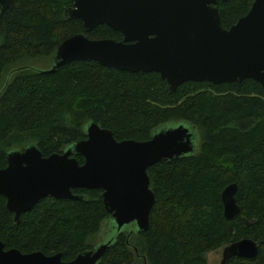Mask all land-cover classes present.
Returning a JSON list of instances; mask_svg holds the SVG:
<instances>
[{
	"label": "trees",
	"instance_id": "1",
	"mask_svg": "<svg viewBox=\"0 0 264 264\" xmlns=\"http://www.w3.org/2000/svg\"><path fill=\"white\" fill-rule=\"evenodd\" d=\"M254 0H218L221 22L230 28ZM74 0H14L0 5V168L7 153L36 142L44 156L85 139L91 121L117 140L151 138L159 126L185 122L199 133L195 154L162 159L148 168L155 203L145 231L125 230L99 264H208L207 253L242 238L259 244L256 256L225 264H264V87L246 78L213 84L186 81L171 89L156 71L130 72L93 60H74L53 72L28 65L54 57L59 44L79 33L121 40L106 24L90 31L68 19ZM80 163L84 157L77 156ZM237 183L240 212L224 214L223 189ZM85 199L51 195L24 212L19 222L0 195V240L23 253H62L72 260L95 246L110 214L102 189L73 188Z\"/></svg>",
	"mask_w": 264,
	"mask_h": 264
},
{
	"label": "water",
	"instance_id": "2",
	"mask_svg": "<svg viewBox=\"0 0 264 264\" xmlns=\"http://www.w3.org/2000/svg\"><path fill=\"white\" fill-rule=\"evenodd\" d=\"M217 2L74 0L65 11L68 19H80L86 31L106 24L123 38L91 39L85 32L76 33L59 44L53 65L43 71L53 72L74 60H93L122 71H156L171 89L191 80L219 84L246 78L264 87V0H254L249 12L230 28L222 25ZM13 3L0 0L1 10ZM86 135L49 156L36 142L9 150L7 166L0 168V195L19 222L24 212L46 196L82 200L85 196L75 194L73 188L102 189L110 214L102 229L105 240L69 261L62 259V253L5 249L0 240V264H99L119 233L149 228L155 192L148 168L162 159L195 154L200 138L195 126L185 122L159 126L145 141H119L112 130L93 121L87 124ZM77 156L84 157V162ZM237 190L234 182L221 193L227 218L240 212ZM258 252L254 239L242 238L223 247L220 264L233 256L251 258Z\"/></svg>",
	"mask_w": 264,
	"mask_h": 264
},
{
	"label": "rangeland",
	"instance_id": "3",
	"mask_svg": "<svg viewBox=\"0 0 264 264\" xmlns=\"http://www.w3.org/2000/svg\"><path fill=\"white\" fill-rule=\"evenodd\" d=\"M22 65H28L36 69L40 70H46L49 69L53 65V57H39V58H30L23 62L16 63L11 66V69L17 68ZM103 230L97 235L95 238V244H99L104 241ZM222 250L223 248H220L218 250H213L207 253V261L208 264H220V260L222 258Z\"/></svg>",
	"mask_w": 264,
	"mask_h": 264
}]
</instances>
